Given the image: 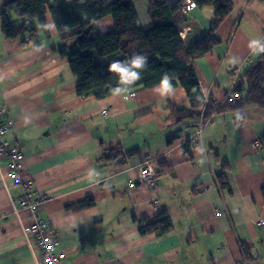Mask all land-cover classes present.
<instances>
[{
  "label": "crops",
  "instance_id": "crops-1",
  "mask_svg": "<svg viewBox=\"0 0 264 264\" xmlns=\"http://www.w3.org/2000/svg\"><path fill=\"white\" fill-rule=\"evenodd\" d=\"M6 1L0 105L10 122L6 138L25 158L14 179L0 152V264H41L38 241L27 232L33 213L19 202L24 181L31 202L46 196L36 214L56 237L55 252L65 254L59 264H264V106L178 121L171 108L189 98L169 76L105 98L79 95L60 51L74 46L62 42L51 16L47 33L10 38L1 17ZM231 1L219 41L193 62L206 103L246 96L249 86L238 79L264 53V0ZM132 3L141 25L151 27L147 0ZM215 13L197 4L177 11L187 47L211 32ZM113 27L111 16L98 22L102 32ZM148 156L158 172L142 183L138 168ZM162 212L172 219L169 232H140L143 220Z\"/></svg>",
  "mask_w": 264,
  "mask_h": 264
},
{
  "label": "trees",
  "instance_id": "trees-1",
  "mask_svg": "<svg viewBox=\"0 0 264 264\" xmlns=\"http://www.w3.org/2000/svg\"><path fill=\"white\" fill-rule=\"evenodd\" d=\"M184 1L147 0V9L153 19L149 28L141 25L132 0H7L1 17L7 37L16 38L32 35L39 29L47 33L50 15L62 42L65 45L71 42L70 46H74L70 52L65 48L60 51L68 56L71 69L78 78L79 95L105 98L128 90L153 87L169 76L181 82L189 98V105L171 108L178 121L210 117L215 112L244 108L248 104L264 106V53L243 80L238 79L249 86L246 96L235 101L227 97L222 103L205 102L193 62L217 44L216 29L230 13L233 3L231 0H194L199 6H214L216 13L211 32L187 47L175 19ZM106 16L113 18L114 27L102 32L98 22ZM138 57L143 58L141 67L135 66ZM113 63H120L125 71L135 72L138 79L125 81L121 73L111 70ZM220 179L225 186L224 176ZM91 204L92 199L71 206L83 208ZM172 228L171 217L162 212L154 221L143 220L140 232L161 235Z\"/></svg>",
  "mask_w": 264,
  "mask_h": 264
},
{
  "label": "built area",
  "instance_id": "built-area-1",
  "mask_svg": "<svg viewBox=\"0 0 264 264\" xmlns=\"http://www.w3.org/2000/svg\"><path fill=\"white\" fill-rule=\"evenodd\" d=\"M196 6V2H184L181 6L183 11H189ZM134 94V93H133ZM233 101L237 100L232 99ZM3 109L0 105V152L5 153L9 159L10 170L9 173L14 179H19L24 164V151L17 145L11 144L7 138L6 133L9 129L10 122L2 119ZM202 136V129H199L196 133V137L193 142L196 143ZM157 168L152 163L150 156L146 157L145 160L139 165L138 168V181L146 182L153 180L157 175ZM24 191L19 198V202L27 206L33 213L34 219L29 225L27 232L30 233L38 241L39 248L42 251L40 263L41 264H59L61 259L64 257V253H56L57 240L52 232L48 229V222L45 219L40 218L36 214L38 204L42 203L45 199V195H41L37 202H31V183L24 181ZM135 182H131L134 185ZM264 225V218L261 220Z\"/></svg>",
  "mask_w": 264,
  "mask_h": 264
},
{
  "label": "clouds",
  "instance_id": "clouds-1",
  "mask_svg": "<svg viewBox=\"0 0 264 264\" xmlns=\"http://www.w3.org/2000/svg\"><path fill=\"white\" fill-rule=\"evenodd\" d=\"M143 64V58L142 57H138L136 60H135V66L136 67H141ZM111 70L112 71H116L118 73H121L122 74V77L125 81H135L138 79L137 75L135 72H128V71H125L120 63H113L111 65Z\"/></svg>",
  "mask_w": 264,
  "mask_h": 264
}]
</instances>
